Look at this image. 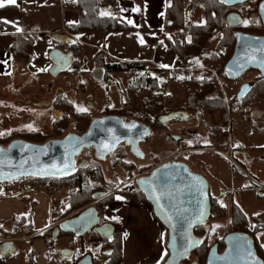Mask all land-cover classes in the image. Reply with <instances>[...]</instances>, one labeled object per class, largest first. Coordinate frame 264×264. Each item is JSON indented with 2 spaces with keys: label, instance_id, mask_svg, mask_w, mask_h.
I'll return each instance as SVG.
<instances>
[{
  "label": "crops",
  "instance_id": "0c3cea01",
  "mask_svg": "<svg viewBox=\"0 0 264 264\" xmlns=\"http://www.w3.org/2000/svg\"><path fill=\"white\" fill-rule=\"evenodd\" d=\"M75 1L17 0L16 5L6 4L4 8H0V93H4L5 96H3L6 98H11L6 99L0 96V138L23 140L26 135L36 134L49 137L50 134L45 135L38 130L34 131L31 128L21 129V125L25 117L29 115L28 110L34 108L31 105L38 103L47 105L52 101L48 97L52 95L53 88H57L54 91V96L55 94H64L62 91L63 87L61 88L62 84L58 83L60 78L50 75L52 64L49 53L53 49L66 52L69 45L64 44L66 45L64 50L60 44H55L51 38L52 35L64 34L71 42L81 46L80 64L81 60L84 62L87 59L94 60V54L99 52H102L111 62L146 63L162 70L161 64L174 62L175 57L173 56L175 54L170 50L165 53L166 47L162 45L159 39L165 34L163 25L166 15V0H117V10L110 11L111 15L108 16L119 17L122 23L134 27L137 31L111 33L106 36H103L100 32L69 35L67 27L76 25L80 19ZM139 7L142 9L141 12ZM128 20L133 21L134 24H129ZM2 21L13 23H4ZM17 28L21 29V31L18 32ZM141 39H143V43L140 42ZM19 43L21 47L19 50L23 52H20L17 56L15 49ZM160 44L163 46L162 48L159 46ZM165 57L166 61L163 62L162 59ZM92 65L94 69V64ZM87 72L89 70L80 72L81 78ZM61 77L64 78V76ZM81 80L83 86L81 89L86 92V84H89V82L88 80L87 82L83 81V78ZM92 81L95 82L93 78ZM21 89H26V91L13 100L11 93H18ZM33 91H36L34 98L40 97L41 101L31 100L32 98L30 97H33L31 95ZM89 95L92 96L91 94ZM35 108L55 112L51 108L36 106ZM75 109L79 111L77 105ZM251 110L253 112L256 110V113H251ZM240 111V113L232 115L231 126L228 128L231 131L229 136L234 137L233 141L237 145L232 151H227L226 154L236 159L246 175L251 176L259 184L264 185V106L253 107V109L247 107ZM256 133L258 134L257 136ZM261 133L263 134L261 135L263 139L260 142L257 137ZM254 139H256V144ZM198 140H203L199 134L195 138L193 149H189L187 152H190V155L195 160L203 158L207 165L206 167L201 164L199 166L196 163L195 167L207 171L209 177H215L216 181L223 184V189H226V196L224 197L231 199L229 200L230 206L233 201L236 206L238 205L245 212L244 214L247 217L248 209L244 200L247 199V191L250 190L252 185L248 186L243 172L233 166L231 167L228 158L225 156L224 159L227 160L230 169L225 167V169L219 171L217 169L221 164L218 161L219 157L210 156V154L204 156L203 153L208 154L209 150L198 149L196 143ZM208 142L209 144H215L214 141ZM239 148L242 149L239 150ZM178 154H181L180 157H182L183 151ZM187 164L190 165V163ZM108 172L109 169L106 167L103 175L109 176ZM107 178L103 176L102 179H99L100 183L108 182L110 179L107 180ZM211 187L210 197L220 198L219 190H217L219 185L215 189ZM243 187L247 191L243 190ZM117 196L121 197V199H116ZM117 196L114 200L115 203L107 206L103 212L104 215L108 213L120 223L122 241L120 264H161L168 254L166 250V242H168L166 228L155 220L154 213H152L151 207L147 202L141 203V201H137L132 193L131 195L120 194ZM256 196L264 198V192L262 195L257 192ZM51 201L57 204V193L53 194ZM60 204H62V200ZM221 204L224 207V201ZM50 207L51 204L44 195L25 198L20 196L12 199L0 198V223L10 224L13 218H25L31 223L34 231L31 237H37L46 230L53 229L61 222H54L58 216H51ZM224 208L227 210V207ZM257 214L260 213L252 214V216ZM18 232L12 239L15 240L11 243L14 245L16 243L25 245V240H22L21 237L22 233ZM2 236V233H0V241L2 242L11 240L9 238L2 240ZM29 245L32 246L31 257L33 258L30 264H47L49 257H47V245L45 242L42 239L33 238ZM17 248L18 245L15 247L14 254L17 252ZM69 250L71 251V249ZM14 254L8 256L7 260L2 264L13 262ZM59 256L62 257L60 252L55 255L56 258ZM71 259L69 258L67 261L70 262ZM58 264L63 263L59 261Z\"/></svg>",
  "mask_w": 264,
  "mask_h": 264
},
{
  "label": "trees",
  "instance_id": "16d2710c",
  "mask_svg": "<svg viewBox=\"0 0 264 264\" xmlns=\"http://www.w3.org/2000/svg\"><path fill=\"white\" fill-rule=\"evenodd\" d=\"M166 9H165V17H164V29L165 31H169L168 35H162L159 39L163 41L162 45L175 54L174 64L175 67L174 74L177 76L179 73L182 74L185 79L184 82H187L188 79L195 74L196 71L193 68L197 67L196 65L199 62H203L205 59L204 49L207 44L211 42H217L215 50L208 55V60L212 65H215L217 68L215 69V76L221 78L222 80H227L230 82L229 78H227L224 74V68L227 61L231 59L232 54L234 53V45H235V33L240 31V33H247L253 36L262 35L263 33V23H261L260 18L258 17V3L257 1L256 7L254 10L249 9V17L250 19H254L257 25H247L232 27L229 26L226 22V18L232 14L237 13L242 18L240 12L238 11L244 4L241 6L237 5L231 8H226L220 0H166ZM250 3H255L249 1ZM247 2V3H249ZM76 8L78 9V16L80 19L78 20L76 25H71V27H67V31L69 35H83L88 32H100L103 36L111 33H124V32H136L137 30L134 27L127 25L126 23H122L119 17H109L101 15L102 12H110L112 10H117V0H76L75 1ZM140 12L142 11L141 7H139ZM199 9L202 13L203 24H195L192 22V18L195 15V11ZM171 37V39H169ZM152 41V39H151ZM18 47V48H17ZM15 49V53L18 56L20 54L19 45ZM71 52H73L76 60L73 62V66L70 73V76L76 75L80 73V65H79V57L82 54L81 46L78 44H74L71 47H68ZM19 50V51H18ZM93 64L95 68H102L104 72L103 82L104 87L112 86V78L116 73L132 74L133 78L128 84V88L126 90V95L128 98L126 102L128 104H132L138 106L136 103V96L133 94L135 90H148L151 96H147L142 100L140 106L141 109V119L137 121H142L146 123L147 126L151 128V130H155L159 128L163 124L160 122L159 116L155 122L151 121L152 116L155 112L161 110L162 101L161 94H159V77L156 75L160 70L158 67L150 66L146 63H135V62H114L109 61V58L104 56L102 52L94 54ZM255 72V70H248ZM257 73V72H255ZM198 88L195 91L190 92L189 88L185 89L186 96V107L178 110V112L184 111L190 115L198 114L201 118L204 116L213 117L217 115L219 118L220 125L212 126L209 131H211V137L214 139L226 138L230 133L228 130L227 115L230 114L232 116L237 109L244 110L247 107H260L264 103V79L256 78L252 80L250 91L246 93L243 98H238L237 95L233 97L230 102H226L224 97L222 96L223 92L220 91L216 84V80L208 72L200 74V80H198ZM134 97L133 101L129 98ZM53 108L61 113V118L56 119L53 122V131L49 135V137L41 136L39 134L36 135H26L23 139L31 142L32 144H43L48 142L52 138L62 139V133L65 131L71 124L73 131L76 133H83L87 131L88 125H90L92 121L91 111H76L74 109L73 104L70 102V99H66L61 95L60 97H55V100L51 102ZM92 104V103H91ZM172 109H167L164 113V116L169 114ZM115 112V111H114ZM114 112L105 107L99 115H113ZM122 114L124 117H128L131 115L129 111H120L117 112ZM98 115V116H99ZM137 119V118H135ZM190 120V119H189ZM188 120V121H189ZM13 141L12 138H0V146L7 147L8 144ZM111 156L117 159V162L114 164L117 165L120 162L126 170H130L134 168L132 165L126 164L124 158H126L125 150L122 147H118L115 152L111 153ZM118 157V158H116ZM85 160H90V156L87 154ZM89 165L82 168L80 166L74 170L69 176H66L62 179L60 178H51V180L42 179L47 181L48 183H53L55 189L58 187H68L67 198L64 204L67 206V211L65 214H60L58 216L61 217L59 220H65L66 216L72 212H78L82 207L87 206L94 202L93 195L96 193H105L107 194V188L111 186V184L104 182L101 186L99 183L94 181V171L100 176V179L103 178L100 169L99 163L88 162ZM114 165V166H115ZM2 184H0V187ZM92 186H98L100 189L93 190ZM93 190V191H92ZM115 195L114 192L106 195L105 198L99 200L102 205V210L112 203H115ZM137 201H141V203L147 202L145 197L139 192L136 197ZM217 200L211 198L210 206H211V215L209 221L212 219V215L218 210L221 213L225 211V208H220ZM231 214L230 219L231 222L234 223V228L238 229L240 233H246L247 235L254 238L255 249H257V253L261 256V259L264 260V253L262 249L259 248L256 238V233L259 231V218L260 215H257L252 218L253 221L257 222V226L254 227V230L250 233L246 227L247 225V217L245 216V212L239 208V206L235 205L233 201L230 206ZM79 214V213H78ZM77 214V215H78ZM74 215L72 217H77ZM56 220L54 222H58ZM208 221V222H209ZM114 224V222H112ZM259 225V226H258ZM26 227V235L25 237H29L24 241V244H30L33 238L42 239L47 244V257H49L47 264H56L53 258L54 254L58 252L56 247L54 246V242L59 237L70 236L71 234H62L60 232L56 239L53 238V229L46 230L41 233L39 236H32L34 233L32 225L25 218H13V221L9 223H0V233H2L3 237L13 239L19 232L20 227ZM204 226L199 227L194 231L196 237H200L204 235ZM58 227V225H56ZM116 228V234L112 238L101 239V242L104 246L105 252V261L103 264H120L121 261V228L120 223L114 224ZM264 229V228H263ZM261 230V229H260ZM207 241L209 238L205 237V240L202 241L199 249L196 250L193 254L197 259L198 264H205L206 256L209 254L210 249L213 246H208ZM2 241H0V249L2 245ZM214 244L223 245L222 241H215ZM213 244V245H214ZM89 255V252H87ZM84 255V257H85ZM32 253L30 252L28 258L31 263L33 258L31 257ZM52 256V257H51ZM71 264H77L79 261H75L76 257L74 254L72 255ZM90 256V255H89ZM168 256V254H167ZM164 260L166 259V257ZM83 257V258H84ZM8 257H3L0 255V264L7 260ZM162 261V263L164 262ZM161 263V264H162Z\"/></svg>",
  "mask_w": 264,
  "mask_h": 264
},
{
  "label": "water",
  "instance_id": "95a60500",
  "mask_svg": "<svg viewBox=\"0 0 264 264\" xmlns=\"http://www.w3.org/2000/svg\"><path fill=\"white\" fill-rule=\"evenodd\" d=\"M252 0H230L224 3L226 8L241 6ZM254 1V0H253ZM258 16L264 26V0L258 7ZM229 26L243 25L239 14L232 13L226 18ZM55 44L73 43L64 34L52 35ZM234 53L227 61L224 74L229 80L240 79L246 71H259L264 79V27L263 34L253 36L247 33H235ZM51 59V76L58 77L67 72L74 59L73 54L53 49L49 53ZM104 70L94 68L92 78L96 83L103 82ZM249 85L240 87L238 98H243ZM61 113L56 112V119ZM164 125L189 120L187 112L172 111L159 118ZM82 135L68 133L62 139H50L43 144H32L27 140H13L6 147L0 146V184H11L24 178L47 179L64 178L74 173L77 157L84 150L94 149L95 159L105 161L106 157L116 151L119 145L130 148L129 152L138 160L143 159L139 146L152 136L151 129L143 122L126 120L120 116H102L95 118ZM107 146V147H106ZM70 167L63 170L65 165ZM88 166L85 161L80 167ZM63 170V171H62ZM136 186L147 200L154 213L155 220L164 226L167 232L166 250L168 256L162 264H183L197 249L202 239L195 236L194 231L205 225L211 215L210 184L202 174L194 173L189 166L178 160L164 162L151 170L148 175L139 177ZM105 193H96L94 200L102 199ZM101 215L96 207H85L77 217L68 218L58 223L53 238L58 234H71L80 237L94 232L101 239L112 238L116 229L110 223L101 224ZM223 241L224 253H220L214 244L207 254L205 264H264L257 255L254 238L246 233H229ZM0 255L8 257L14 254L13 243L4 241ZM58 250V249H57ZM65 258H73L70 250L59 251ZM93 257L85 255L77 264H93ZM191 264H196L195 262Z\"/></svg>",
  "mask_w": 264,
  "mask_h": 264
},
{
  "label": "rangeland",
  "instance_id": "374dc122",
  "mask_svg": "<svg viewBox=\"0 0 264 264\" xmlns=\"http://www.w3.org/2000/svg\"><path fill=\"white\" fill-rule=\"evenodd\" d=\"M262 0H259V3ZM255 3H246L243 5V7H241L238 11L240 12L241 16H242V20H243V24L244 26L247 25H257L255 23L254 19H250L251 17H249V9L254 10L256 7V3L257 1H253ZM258 3V5H259ZM202 13L199 11V9H197L195 11V15L192 18V22L195 24H203V18H202ZM247 21V24H245L244 22ZM165 35H168L170 32L169 31H165L164 32ZM263 34V33H262ZM259 36V35H257ZM61 47L65 50L66 45L64 44H60ZM217 45V42H211L209 44L206 45L204 52H205V59L203 62H199L198 65H196L197 67L193 68L194 71H196L195 74H192V76L190 78H187L188 81L184 82L185 79L183 78L182 74L179 73L177 76H175L174 74V70L175 67H173L174 62L172 63H167L166 61V57L162 59L163 65H167L168 67H162L163 70L160 68V70L158 71V73L156 74L159 77V80L161 81L159 84V94H161V101H162V108L161 110L157 111L154 113V115L151 119V121H154L153 119H157L156 117H158L161 114H164L165 111L167 109H172V110H181L183 108H185L186 106V96L187 93L185 91V89L188 87L190 92L195 91L196 88H198V80H200V74L201 73H206L208 72L209 74L211 73V75H213V77L216 80V84L218 86V88L220 89V91L223 92L222 96L224 97V100L226 102H230L234 96H236L237 94H239V88L240 86L256 79L259 78V76L257 75L258 73H255L253 71H246L245 74L238 80L235 81H227V80H222L221 78H218L217 76H215V69L217 68L215 65H212L209 60H208V55H210V53L212 51L215 50V47ZM158 47V46H157ZM165 51V50H164ZM168 50L166 48V52L167 53ZM173 53V52H172ZM172 55V54H171ZM156 57V56H155ZM175 57V56H173ZM93 62L89 59L86 60V62L81 60V64L79 62L80 65V72H86L89 70V72H87L86 74H84L82 76L83 81L88 80L89 84H86V92H84L83 89H80L79 86H81L82 84V78L80 76V73H77L76 75L70 76V73H63L60 74V77L58 76L59 81L58 83L62 84L61 88L63 89L62 91L64 92L63 97H65L66 99H70L73 100V102L75 103V105H77L78 109L80 108H86V104L87 101H90L92 103V108L89 109V111H91V116L93 119H95L96 117L98 118L99 113H101L103 111V109L107 106L109 109H111L113 112H120V111H129L131 112V115L128 116V119H135L139 120L141 119L142 113H141V109L140 106L142 103V100L147 97V96H151V94L149 93L148 90H135V93H133L137 98H136V103L138 106L134 105H130L126 102V99L128 98V95H126V90L128 88V84L130 83V81L133 78L132 74H126L124 75L123 73H116L113 75L112 78V82L113 85L112 86H108V87H104V83H100L97 84L95 82L92 81V73L94 71L93 69ZM162 65V64H161ZM166 71H171V76L172 79L168 80L167 78L164 77V72ZM61 76H64L61 77ZM56 78V77H55ZM54 91L57 88H53ZM26 89H21V91H19L18 93L14 92L11 93L13 96L12 99L15 100V98L17 99V97H20L19 95H22L23 92H25ZM54 91L52 93V95H50V100L52 99V101L55 99L54 97ZM36 91H33L31 93V95L33 97L31 100H34L36 102L41 101L40 97H36L34 98V93ZM15 94V95H14ZM89 94H91L92 96H90ZM5 94L4 93H0L1 97H4ZM56 95V94H55ZM54 96V97H53ZM134 96V97H135ZM133 96L131 98H129L131 101H133L134 98ZM6 98V97H4ZM9 99H11L10 97H8ZM6 98V99H8ZM34 98V99H33ZM39 98V99H38ZM50 101V102H52ZM260 106H264V103ZM251 109H253V107H251ZM87 111V110H86ZM29 115H27L21 125V129H32L34 131L38 130L41 133H44L45 135H49L52 133L53 131V122L55 121L56 117L55 114L56 112L53 111H48V110H44V109H34V108H30L28 110ZM162 112V113H161ZM240 109H237L235 113H240ZM253 111L251 110V113ZM234 113V114H235ZM254 114L256 113V110L253 112ZM233 114V116H234ZM240 115V114H239ZM191 118H189V121L186 122H179V121H174L171 123H168L166 125H162L159 128H156L155 130H151V134L152 136L149 137V139L147 140L146 143H144L141 147H142V152L144 154L143 160H138L137 158H135L133 155H131V153L129 152L130 148H125L124 145H122L121 147L124 148L125 150V154H126V158H124V161L126 162V164L128 165H132L134 168L132 169H128L126 171H132L133 174H135L136 176H138L139 174H143L144 172L147 174L148 172H150L151 170H153L154 168H156V166H158L161 163L164 162H169V161H175L178 160L179 162H184V163H190L189 166L190 170L194 173H199L202 174V176H204L208 182V184H210V186H212L211 188L215 189L216 186L219 185V187L217 188V190H219V194H220V198H213L212 196L210 198H213L215 200H217L216 202L218 203V205L220 206V208H224L227 207V210H225L224 212H220V211H216L215 214L212 215V219L209 222L205 223L204 226V235L200 236L199 238H201L202 240H205V237L209 238V241H207L208 246H213V244L215 243V241H224L225 240V236L231 232L234 233H239V228L236 229L234 228V223L231 222L230 219V204H229V200L226 196V189H223V184L219 183L218 181L215 180V177H209L208 176V172L207 171H203L202 169L200 170L198 167H195V164L197 163L199 166L200 164L206 167V161L203 160V158H199L198 160L193 159V157L190 155V152L188 153L187 151L189 149H193V144L195 143V138L196 136L199 134V136L203 139V140H198L197 145H198V149L200 150H209L208 154H206L205 152L203 153L204 156H208L210 154V156H218V161L221 162V164L219 165V168H217L219 171L225 169V167L228 169H230L228 162L226 159H224V154L227 153V151H232L235 148V145H237L236 143H234L233 139L234 137L229 136L231 134V131H229L230 133L228 134V136L226 138H221L220 139H214L211 137V131H209V129L212 126H219V118L217 117V115L210 117V116H204L203 118H201L198 114H192L190 115ZM241 116V115H240ZM228 117V121H227V127L229 128L231 126V118L230 114L227 115ZM253 119V117H252ZM256 120V119H255ZM229 130V129H228ZM67 133H72L75 134V132L73 131L72 128V124L62 133V137L64 135H66ZM258 134L256 133V136ZM262 133L257 137V140H259L261 142V140L263 139ZM255 136V137H256ZM231 137V138H230ZM232 139V140H231ZM16 140V139H13ZM206 140V141H205ZM208 141H214L215 144H209ZM258 141V143H259ZM12 142V141H11ZM254 143L256 144V139H254ZM10 144V143H9ZM8 144V145H9ZM260 144V143H259ZM242 148H239V150H241ZM183 151V155L182 157L181 154L179 155V152ZM94 150L92 149L90 152H86L84 151L83 153H81L76 160V167L75 170L77 169L78 166L81 165V162L85 160L86 155L88 154L90 156V160H88L87 162H95L96 163V159L94 157ZM178 152V153H177ZM178 154V155H177ZM223 156V157H222ZM229 157H231V155H229ZM118 158V157H116ZM222 158V159H221ZM233 160H236L235 158L232 157ZM229 160V159H228ZM86 161V160H85ZM117 162V159L115 160V158H113L111 155L107 156L105 161L103 163L97 162L99 163V169L100 172L102 174V176H104V178L108 177L107 180H109L107 183L111 184L110 187L107 188V195L111 194L114 192V195H120V194H130L131 195V190L135 189L132 185H127V180L126 177L124 175V171H123V167L121 165H115L114 163ZM120 163V162H119ZM203 163V164H202ZM229 163L232 167V164L229 160ZM115 165V166H114ZM108 167L109 172L108 175H103L104 174V169ZM219 174V173H218ZM96 176V175H95ZM98 177V176H96ZM251 177V176H250ZM94 181L98 182V185H102L100 183L99 180H97L98 178H92ZM220 181V180H219ZM257 182V181H256ZM246 183H248V181L246 180ZM253 184V183H252ZM249 185V183H248ZM262 185V184H261ZM93 190L96 189H100V187L98 186H92ZM92 190V191H93ZM243 190L247 189L245 187H243ZM55 193H57V204H59V208L61 209V214H65V211H67V206L64 204L66 198H67V193H68V187H58L57 189H55ZM256 188L254 187V185H252L250 187V190L247 191V199L244 200V203L248 209L247 212V229L248 231L251 233L254 230V227L257 226V222L253 221L252 218L260 215L259 218V225H260V229L259 231L256 233V240L258 243V246L260 249H262L263 253H264V198H260L257 195L256 192ZM62 200V204H60ZM100 198L94 202H92L91 204L87 205L88 207H99V214L101 215V222L102 220L106 222H114V224H118V221L114 220V218L111 217V215H109L108 213L106 215H104V212L102 210V205L101 202H99ZM224 201V207L221 204V202ZM226 205V206H225ZM82 207L78 212H72L69 215L66 216V219L71 218L74 215H77L81 210H83L85 207ZM62 207V208H61ZM107 208V207H106ZM105 208V209H106ZM105 211V210H104ZM255 213H260L257 214L255 216H252V214ZM262 213V214H261ZM246 216V215H245ZM61 219L60 216H58V218L56 220ZM65 219V220H66ZM54 220V221H56ZM65 220H59V221H65ZM258 225V226H259ZM20 229V228H19ZM7 239L5 237L2 236V240ZM18 239V237H17ZM12 240V239H11ZM15 240V239H14ZM46 244V243H45ZM16 245H18L17 248V252L14 254L13 259L14 261L11 262L10 264H30L29 262V258H28V254L31 252V245L27 244V245H23L21 243H16ZM47 245V244H46ZM54 246L56 247V249H58L59 251H65V250H69L71 249L72 253L74 254V256L76 257L75 261H79L81 260V258L84 257L85 254H88L87 252H89V255L93 257V264H103V262L105 261V252H104V246L101 242V239L98 237V235L94 232L91 233H87L83 236L80 237H75L74 235H70V236H66V237H59L55 242H54ZM63 249V250H62ZM56 252V254L58 253ZM53 256L55 263L58 264L59 261H61L63 264H68V263H72V261L68 262L67 260L64 259L63 261V257H58L56 258L55 255ZM52 257V256H51ZM28 259V260H27ZM189 259H193L192 255L190 256ZM67 261V262H66Z\"/></svg>",
  "mask_w": 264,
  "mask_h": 264
},
{
  "label": "built area",
  "instance_id": "2783aa9c",
  "mask_svg": "<svg viewBox=\"0 0 264 264\" xmlns=\"http://www.w3.org/2000/svg\"><path fill=\"white\" fill-rule=\"evenodd\" d=\"M159 46L161 48L163 47V46H161V44ZM170 72L171 71L164 72V77L167 78L168 80L172 79ZM161 115H163V114H161ZM161 115H159V116H161ZM158 117H156V118H158ZM152 118H154V117H152ZM153 120H154V122L156 121V119H153ZM223 156L227 157L230 160L232 166L235 169H238V170L243 172L246 180L249 183L248 186L254 185L257 192H259L260 195L263 194L264 185L259 184V182H256L252 177H249L248 175H246L245 171L242 170L239 163L236 160H233L232 157H229L228 154H224ZM123 171H124V175H125L126 180H127V182H126L127 185H132L135 188L131 191L133 193L139 192L140 189L138 187L134 186V182L137 180V178H134L135 176H133L131 174V171H126V169H123ZM96 178H98V177H96ZM0 190H1L0 191V198L6 197L8 199H12L15 197H20V196L25 198V197L44 195L45 197H47V200L51 204V207H50L51 216L54 215L56 217L62 213L59 206H57V204H55L54 202L51 201L53 193L56 192L54 184L48 183L45 180H42L39 178L38 179L24 178V180L20 179V180L11 182V184H2V186L0 187ZM19 231L22 233V236H21L22 240H27L29 238V237H25V235H26V227L25 226H23V227L21 226ZM8 241L13 242L14 240H8Z\"/></svg>",
  "mask_w": 264,
  "mask_h": 264
},
{
  "label": "flooded vegetation",
  "instance_id": "af4514ba",
  "mask_svg": "<svg viewBox=\"0 0 264 264\" xmlns=\"http://www.w3.org/2000/svg\"><path fill=\"white\" fill-rule=\"evenodd\" d=\"M258 17H259V16H258ZM241 19H242V18H241ZM242 23H243V20H242ZM72 43H73V42H72ZM68 52L71 53V54H73V52H71V51L69 50V48L67 49V51H66L65 53H68ZM73 57H74V59H73V61H72V65H71L70 68H68L67 72H68V71H71V68H72V66H73V62H74V60H76V57L74 56V54H73ZM94 68H95V67H94ZM95 69H96V68H95ZM67 72H65V73H67ZM255 72L258 73V74H257L258 76L260 75V72H259V71H255ZM260 76H261V75H260ZM261 78H262V76H261ZM95 82H96V81H95ZM100 83H101V82H100ZM98 84H99V83H98ZM246 84L249 85V89H250V88H251L252 81H250V82H248V83H246ZM246 84H244V85H246ZM244 85H243V86H244ZM241 86H242V85H241ZM241 86H240V87H241ZM82 87H83L82 85L79 86L80 89H81ZM239 89H240V88H239ZM249 89H248V92L250 91ZM239 92H240V91H239ZM248 92H247V93H248ZM61 95H63V94H62V93H61V94H58V95L56 94L55 97H56V96H57V97H60ZM245 95H246V94H245ZM55 97H54V98H55ZM243 97H244V96H243ZM54 100H55V99H54ZM54 100H53V101H54ZM70 102L73 104L74 109H75L76 105H75V103L73 102V100L70 99ZM35 106H36V107H44V108H47V109H48V108H51V109H53L55 112H57V110H55V109L53 108V105L51 104V102H49L47 105H44V104H41V103H40V104L38 103V104L31 105V107H34V108H35ZM91 106H92L91 102H90V101H87L86 108H85L87 111H85V112H88V110L92 108ZM106 107H107V106H106ZM75 110H76V109H75ZM76 111H78V110H76ZM78 112H79V111H78ZM177 112H178V111H177ZM61 113H62V112H61ZM109 115H111V114H109ZM109 115H101V116L99 115L98 118H101L102 116H109ZM115 115H116V116H120V117H124L122 114H119V113H117V112H114V114L111 115V116H115ZM161 116H164V114L161 115ZM165 116H166V115H165ZM60 118H61V116H60ZM60 118H59V119H60ZM96 118H97V117H96ZM124 118H125L127 121H128V120H136V119H128V117H124ZM57 119H58V118H57ZM59 119H58V120H59ZM55 120H56V119H55ZM92 120H93V119H92ZM136 121H137V120H136ZM138 122H140V121H138ZM141 122H142V121H141ZM141 122H140V123H141ZM153 122H154V121H153ZM143 123H144V122H143ZM145 125H146V123H145ZM88 126H89V125H88ZM148 127H149V126H148ZM149 128H150V127H149ZM87 129H88V128H87ZM150 129H151V128H150ZM83 133H84V132H83ZM83 133H79V135H82ZM67 134H68V133H67ZM71 134H72V133H71ZM76 134H78V133H76ZM76 134H75V135H76ZM64 136H65V135H64ZM52 139H56V138H52ZM24 140H25V139H24ZM59 140H60V139H59ZM143 144H144V143H142V144L139 146V148H141V150H143L142 147H141ZM122 145H123V144H122ZM122 145H119L118 147H121ZM124 146H125V145H124ZM118 147H116V148H118ZM125 148H126V147H125ZM128 149H129V148H128ZM91 150H92V149H89V151H87V150H84V151H86V152H90ZM93 150H94V149H93ZM84 151H83V152H84ZM141 152H142V151H141ZM142 153H143V152H142ZM110 155H111V154H110ZM108 156H109V155H108ZM94 157H95V156H94ZM143 157H144V154H143ZM142 160H143V159H142ZM84 161H85V160H84ZM97 162H99V161H96V163H97ZM103 162H104V161H103ZM103 162H100V163H103ZM85 163H87V164L89 165V163H88L87 161H85ZM117 165H120V163H118ZM121 166H122V165H121ZM122 167H123V166H122ZM123 168H124V167H123ZM124 169H126V168H124ZM148 173H149V172H148ZM148 173L146 174V173L144 172L143 174H141V175L139 174L138 176H136V175L133 174L132 171H131V174H132L133 176H135L134 178H137V179H138L139 177L141 178V177H144V176L148 175ZM95 175L98 176V174L96 173V171H94V178H96ZM99 179H100V177L98 176V179H97V180H99ZM136 181H137V180H136ZM136 181L134 182V186H136ZM136 187H137V186H136ZM130 192L132 193L133 196L137 197V195L139 194L140 191L137 192V193H133L132 191H130ZM140 193H141V192H140ZM141 194H142V193H141ZM106 195H107V194H106ZM106 195H105V196H106ZM104 198H105V197H104ZM97 209H98V211L100 210L99 207H97ZM100 223H101L102 225H103V224H106V223H110L111 225L114 226V224H113L111 221L105 223V221L102 220V222H100ZM55 228H57V227H55ZM55 228H54V229H55ZM114 228H115V227H114ZM115 229H116V228H115ZM53 233H54V232H53ZM231 233H233V232H231ZM52 236H53V234H52ZM217 245H218V250H219V252H220V253H224V251H225V250H224V245H221V244H217ZM257 252H258V251H257ZM257 255H258V257L261 259V256H259L258 253H257ZM192 257H193V259H189V258H190V256H189V258H187V260L184 261L183 264H191V263H193V262H195L196 264H198V263H197V259H196V257H195V254H192ZM206 257H207V256H206ZM261 261L264 262V260H262V259H261Z\"/></svg>",
  "mask_w": 264,
  "mask_h": 264
},
{
  "label": "snow or ice",
  "instance_id": "6c2138e0",
  "mask_svg": "<svg viewBox=\"0 0 264 264\" xmlns=\"http://www.w3.org/2000/svg\"><path fill=\"white\" fill-rule=\"evenodd\" d=\"M220 2L222 4H224V3H229L230 0H220ZM6 4H8V5H16L17 4V0H0V8H4L6 6ZM101 15L107 16V15H111V13L110 12H102ZM2 22H4V23H13V22H10V21H2ZM128 23L129 24H134V22L131 21V20H128ZM244 23L247 24V21H245ZM17 31L19 32V31H21V29L17 28ZM169 39H171V37H169ZM140 42L143 43V39H141ZM161 43H163V41H161ZM161 67H168V66L167 65H161ZM79 111H86V109L80 108ZM69 167H70V165L66 164L65 168L63 170H67ZM116 199L119 200V199H121V197L117 196Z\"/></svg>",
  "mask_w": 264,
  "mask_h": 264
}]
</instances>
